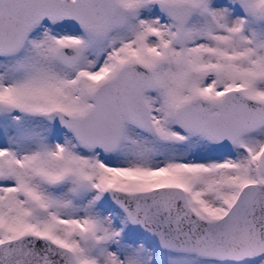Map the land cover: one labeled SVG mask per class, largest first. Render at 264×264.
Wrapping results in <instances>:
<instances>
[{
	"label": "snow or ice",
	"instance_id": "6c2138e0",
	"mask_svg": "<svg viewBox=\"0 0 264 264\" xmlns=\"http://www.w3.org/2000/svg\"><path fill=\"white\" fill-rule=\"evenodd\" d=\"M0 264H264V0H0Z\"/></svg>",
	"mask_w": 264,
	"mask_h": 264
}]
</instances>
